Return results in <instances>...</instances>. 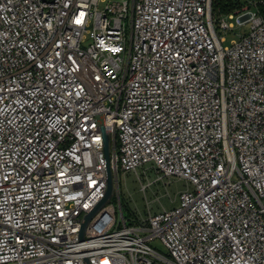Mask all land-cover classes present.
<instances>
[{
    "label": "built area",
    "instance_id": "1",
    "mask_svg": "<svg viewBox=\"0 0 264 264\" xmlns=\"http://www.w3.org/2000/svg\"><path fill=\"white\" fill-rule=\"evenodd\" d=\"M260 3L0 0V264H264ZM142 165L193 188L127 217Z\"/></svg>",
    "mask_w": 264,
    "mask_h": 264
},
{
    "label": "rangeland",
    "instance_id": "2",
    "mask_svg": "<svg viewBox=\"0 0 264 264\" xmlns=\"http://www.w3.org/2000/svg\"><path fill=\"white\" fill-rule=\"evenodd\" d=\"M229 21H234L235 26L232 32L226 34L227 41L224 45H229L232 38H237L239 34L247 33L251 28L249 22L240 25L236 17L235 19H229ZM144 170H147L148 178L144 175ZM138 173L143 181L148 179L152 181V185L147 188L146 192L140 189L141 184L136 172L130 171L120 174L121 198L127 217L135 216L140 218L141 214L147 215L148 206L153 213L163 208H173L179 203L180 192L186 188H193L190 182L176 175L158 178L156 171L148 168V165L140 166ZM112 201L118 205L116 196L112 197ZM151 244L161 252L167 251L159 238L153 239Z\"/></svg>",
    "mask_w": 264,
    "mask_h": 264
},
{
    "label": "water",
    "instance_id": "3",
    "mask_svg": "<svg viewBox=\"0 0 264 264\" xmlns=\"http://www.w3.org/2000/svg\"><path fill=\"white\" fill-rule=\"evenodd\" d=\"M110 136L108 133L104 132V152H105V156L107 159V188L105 191V196L104 198H102L98 204L85 215V220L82 224V228H81V232L80 235L81 237H83L86 226L88 224V222L90 221V219L98 212V210H100L103 205L111 198L112 194H113V190H114V179H113V174H112V170L110 167Z\"/></svg>",
    "mask_w": 264,
    "mask_h": 264
},
{
    "label": "trees",
    "instance_id": "4",
    "mask_svg": "<svg viewBox=\"0 0 264 264\" xmlns=\"http://www.w3.org/2000/svg\"><path fill=\"white\" fill-rule=\"evenodd\" d=\"M246 2H248V0H213V14L214 16L228 14ZM258 10L264 17V4L260 3L258 5Z\"/></svg>",
    "mask_w": 264,
    "mask_h": 264
}]
</instances>
